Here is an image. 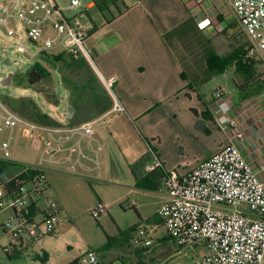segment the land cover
<instances>
[{
  "label": "built area",
  "instance_id": "1",
  "mask_svg": "<svg viewBox=\"0 0 264 264\" xmlns=\"http://www.w3.org/2000/svg\"><path fill=\"white\" fill-rule=\"evenodd\" d=\"M205 1L195 0L192 6L199 8ZM221 1L233 13L248 39L249 56L264 64V0ZM79 6L78 0H72L67 9L74 10ZM62 11L55 0H20L19 4L17 0H2L0 28L18 42L23 37L36 45L42 42V52L60 49L61 52L81 56L93 65L87 47L89 31L84 30L77 20H54L53 16ZM48 23L56 32L54 36L45 31ZM210 26L208 19L198 23L200 30ZM17 51L27 53L29 50L19 43ZM103 82L112 92L116 80ZM215 96L222 100L226 97L222 92ZM222 105L226 127L237 140H242V124L232 114L229 103L223 102ZM111 112H125L119 100H115ZM21 139L40 148L38 166L24 167L14 178L26 170L39 174L18 180L10 193L0 186V211L9 209L13 212L3 226L10 237V243L0 247V251L6 254L15 251L23 238L32 233L43 239L55 236L59 231L63 213L47 195V168L74 174L102 173L100 156L104 149L96 139L94 121L73 127L43 126L12 111L0 98V161L15 165L13 145ZM88 162H92V166H88ZM160 168L162 165L156 158V166L148 169ZM164 187L168 201L159 209L158 216L168 237L178 247L199 249V256L190 264H264V184L237 145L225 146L187 173L180 174L176 170L166 173ZM41 201L44 206L40 205ZM240 205H245L247 211ZM215 206L222 209L238 207L228 214L215 209ZM107 214L108 208L102 203L91 212L95 220ZM132 241L140 250L154 245L146 230L137 231ZM77 264H99L98 255L89 251Z\"/></svg>",
  "mask_w": 264,
  "mask_h": 264
},
{
  "label": "crops",
  "instance_id": "2",
  "mask_svg": "<svg viewBox=\"0 0 264 264\" xmlns=\"http://www.w3.org/2000/svg\"><path fill=\"white\" fill-rule=\"evenodd\" d=\"M99 6L105 9V14L101 13ZM87 8H97L102 17L99 25L94 24L89 30L87 41L93 68L103 86L104 80H116L112 92L104 87L111 95L113 106L115 100H119L125 109V112H111L112 108L94 122L96 125L108 114L122 113L132 125H137L146 135L143 141L148 149V158L134 161L141 163V170L134 175L137 190L159 192L140 189L137 186L140 180L149 176L151 180L148 186L164 188L161 208L168 201L164 187L166 173L175 170L180 174L187 173L229 144L239 147L245 160L264 184V64L258 61L255 80L242 89L235 83L232 91H226L221 85H217L207 97L195 84V81L201 82L207 71L206 59L209 49L219 56L230 54L220 51L216 44L219 39L216 35L222 34L232 42L238 35L233 29L237 26L241 28L237 20H226L224 12L230 9L221 0H206L199 8L192 6V2L186 4L183 0H91ZM207 19L211 21V26L200 30L198 23ZM168 34H171L170 37L165 38ZM191 34L204 37L207 44L205 66L200 70L201 73L194 77L187 73L182 59L173 48V40L184 39ZM61 51L49 54H58ZM39 53L44 52L40 49ZM234 70L232 67L226 72H232L233 79ZM241 82L239 81V84ZM217 92H222L226 96L225 99L217 98ZM223 102L229 103L232 114L238 117L242 124V140H237L234 133L226 127L222 112ZM56 120L62 127L69 126L67 120ZM148 138L152 140V144L148 143ZM103 152L101 156L106 160ZM156 158L162 168L149 171L148 168L156 166ZM87 165L92 166V162ZM101 171V175L97 172L75 173L72 179L103 185V178L107 173L103 172L102 167ZM45 174L58 175L61 174V169L47 168ZM100 203L108 208L107 215L111 214L110 204L102 199ZM62 213L63 222L55 236L39 239L32 233L31 236L23 238L15 250L16 254L26 248L27 242L36 241L35 243L45 245L52 253L50 257L46 252L37 256L43 264L80 262V256L75 254L58 255L63 250L60 244H63V231L69 233L78 229L71 213ZM107 215L102 216V229L105 233L101 244L103 250L111 252L115 239L122 241V238H125L128 245L133 243L134 236L131 232L127 233L128 227L122 225L113 215L111 226L107 223ZM122 254L125 255L126 252L120 251L117 254L122 264H149L154 260L150 255V248L140 250L135 246L128 262H125ZM57 257L58 260L54 261ZM98 259L99 264H104L99 257ZM106 264L113 262H108L107 257Z\"/></svg>",
  "mask_w": 264,
  "mask_h": 264
},
{
  "label": "rangeland",
  "instance_id": "3",
  "mask_svg": "<svg viewBox=\"0 0 264 264\" xmlns=\"http://www.w3.org/2000/svg\"><path fill=\"white\" fill-rule=\"evenodd\" d=\"M55 1L63 11L55 14L53 16L54 20H77L86 31L91 30L94 24L99 25L102 18L99 10L97 8L88 10L87 8L91 0H78L80 6L74 10L67 9L72 0ZM183 1L186 4H190L195 0ZM224 15L227 21L236 20L230 10L225 11ZM45 27L47 34L52 36L56 34L49 23ZM233 30L237 31L238 35L233 38L232 42L222 34L221 36L216 35L219 38L216 40V44L221 52L231 53L240 45H245L249 49L250 43L240 28L237 26ZM19 43L23 44L29 51L27 53L18 52ZM206 46V39L199 37L197 34H191L184 39L173 40L174 51L182 59L187 73L192 77L201 73L200 70H203L202 67L205 66ZM41 48L42 42L36 45L31 43L26 37H23L18 42L15 38L9 37L5 29L0 28V98H30L43 113L55 120L58 118L66 120V110L71 105L70 92L62 84L58 71H51L53 76L51 88L57 95L59 101L57 106L50 104L44 95L40 93L41 90L48 89L47 84L43 83L33 88L27 86L25 74L35 63L42 60V55L39 53ZM59 50L56 49L52 53H57ZM91 66L93 68V65ZM11 73L14 74L12 83L8 86H3L1 82ZM231 73L213 75L206 82L199 83L195 81V84L207 97L213 93L217 85H221L226 91H232L235 88V84ZM95 131L96 139L103 146V155L105 154L106 157L105 160L101 156L102 170L107 173L103 178V185H99L97 182L91 183L87 180L78 181L72 179L74 173L64 170H61L62 175L47 176L49 186L47 195L56 202L62 211L71 213L78 227L77 230H72L69 233L63 231L64 236L61 238L63 244L60 242L63 250L58 255L75 254L80 256V261H83L85 254L89 251H94L104 264H106L107 257L108 262L112 261L113 264H122L117 254L120 251H125L126 254H122V258H125V262L129 261V256L134 253L135 246L132 242L128 245L125 238H122V241L115 239L111 252L107 253L101 247L105 239V233L102 229L104 218L95 220L91 212L102 199L110 204L109 212L111 214L106 217L107 223L111 224V216L113 215L122 225L128 227V230L135 227L136 231H132L133 236L139 230H146L150 234L154 240V245L150 248V255L154 259L152 263L190 264L199 256V249L193 246L178 247L168 237L167 230L163 226L160 217L156 214L162 203L161 197L164 193V188L159 186L158 193H148L135 188L134 175L141 170V163H135L134 161L138 159L147 160L148 158V149L143 141V137H146V135L142 129L137 125H132L122 113H114L108 114V116L100 120L95 125ZM148 143L152 144L150 138H148ZM13 154L15 165L11 167L12 176H15L24 167L38 166L40 148L32 146L30 141L19 140L18 143L13 145ZM40 205L44 206V202L41 201ZM237 207L222 209L220 206H215V209L232 214ZM239 207L247 209L245 205H240ZM12 215L13 212L9 209L0 211V247L7 246L10 243V237L5 233L3 226ZM72 224L75 225L74 223ZM35 242H27L26 248L19 251L14 258H9L7 254L0 251V264H43L37 259V256L42 252H46L50 257L52 253L45 245ZM57 260L58 257L54 259V261Z\"/></svg>",
  "mask_w": 264,
  "mask_h": 264
},
{
  "label": "trees",
  "instance_id": "4",
  "mask_svg": "<svg viewBox=\"0 0 264 264\" xmlns=\"http://www.w3.org/2000/svg\"><path fill=\"white\" fill-rule=\"evenodd\" d=\"M102 14L105 9L99 6ZM242 31V29L240 28ZM243 33V31H242ZM171 34L165 36L169 38ZM42 60L35 63L32 68L25 74L27 86L30 88L40 84H47L48 89L40 91L45 99L52 105L59 104L56 93L51 88L53 83L52 72L45 66L47 64L52 71L59 72L62 84L70 92V104L75 109L73 119L69 121V126H79L83 123L94 121L113 108V100L111 95L100 83L91 64L81 56H73L66 52L58 54H49L44 52L41 54ZM258 60L249 56V49L245 45H240L234 49L229 55L219 56L211 49L208 50L206 65L207 71L203 75L201 82H206L213 75L225 74L230 68H234V83L240 89L247 87L255 80L257 76L256 65ZM239 81H242L239 84ZM2 101L14 112L36 124L58 128L62 124L51 116L42 112L38 105L30 98H8ZM13 165L9 162L0 161V186H4L8 193L15 189L18 180H27L35 177L38 172L34 170H26L14 178L12 176ZM149 176L138 182L140 189L156 191L157 186H148ZM136 231L135 227L127 230V233ZM9 258L16 257L13 251L7 254ZM75 262L73 264H77Z\"/></svg>",
  "mask_w": 264,
  "mask_h": 264
},
{
  "label": "water",
  "instance_id": "5",
  "mask_svg": "<svg viewBox=\"0 0 264 264\" xmlns=\"http://www.w3.org/2000/svg\"><path fill=\"white\" fill-rule=\"evenodd\" d=\"M19 3H20V0H17V4H19ZM45 66L48 68V70H49L50 72L52 71V69H51L47 64H45ZM13 75H14V74H12V73L9 74L8 77H7L6 79H4V80L1 82V84H2L3 86H8V85H10V84L12 83ZM74 114H75V109L73 108L72 105H69V106L67 107V110H66L65 119H66L67 121H70L71 119H73Z\"/></svg>",
  "mask_w": 264,
  "mask_h": 264
}]
</instances>
